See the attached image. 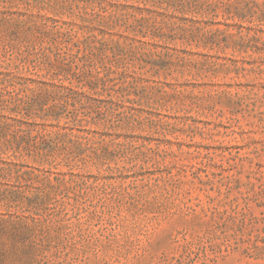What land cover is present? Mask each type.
<instances>
[{"label":"rangeland","instance_id":"rangeland-1","mask_svg":"<svg viewBox=\"0 0 264 264\" xmlns=\"http://www.w3.org/2000/svg\"><path fill=\"white\" fill-rule=\"evenodd\" d=\"M0 264H264V0H0Z\"/></svg>","mask_w":264,"mask_h":264}]
</instances>
